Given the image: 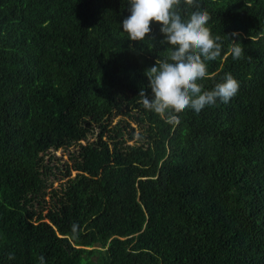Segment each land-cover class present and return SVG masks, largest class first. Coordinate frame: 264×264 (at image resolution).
<instances>
[{
	"label": "trees",
	"instance_id": "16d2710c",
	"mask_svg": "<svg viewBox=\"0 0 264 264\" xmlns=\"http://www.w3.org/2000/svg\"><path fill=\"white\" fill-rule=\"evenodd\" d=\"M199 3L200 83L240 88L169 124L139 102L168 45L128 40V0H0V264H264V0Z\"/></svg>",
	"mask_w": 264,
	"mask_h": 264
},
{
	"label": "clouds",
	"instance_id": "9594fccd",
	"mask_svg": "<svg viewBox=\"0 0 264 264\" xmlns=\"http://www.w3.org/2000/svg\"><path fill=\"white\" fill-rule=\"evenodd\" d=\"M128 4L130 15L122 21L128 40L143 42L154 21L161 25L164 35L161 43L168 45L166 58L157 59L155 65L145 71L152 98L141 89L139 102L146 110L159 115L166 123L178 124L180 115L189 109L199 114L218 101L228 104L238 94L240 83L231 73H225L222 82L211 90H204L200 83L209 76L207 62L221 57L223 41L220 35L212 34L208 26L211 16L201 9L199 0H128ZM188 9L195 10L188 13ZM184 13L188 14L187 19ZM230 54L234 60L241 59L244 48L234 42ZM80 231L78 224L71 226L73 237ZM8 259L14 260L15 255L9 253ZM39 261L45 264L44 256H40Z\"/></svg>",
	"mask_w": 264,
	"mask_h": 264
},
{
	"label": "rangeland",
	"instance_id": "374dc122",
	"mask_svg": "<svg viewBox=\"0 0 264 264\" xmlns=\"http://www.w3.org/2000/svg\"><path fill=\"white\" fill-rule=\"evenodd\" d=\"M56 156L57 157H59V158H61L62 159V161H67L68 159H67V154L66 153H64V152H60V151H58V152H56ZM75 175V173L74 172H72V176H74ZM58 185V183H54V187H56Z\"/></svg>",
	"mask_w": 264,
	"mask_h": 264
}]
</instances>
